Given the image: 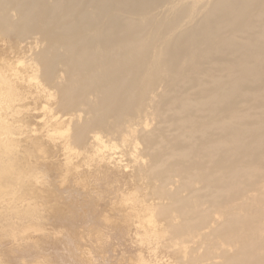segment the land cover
Returning <instances> with one entry per match:
<instances>
[{"label":"rangeland","instance_id":"1","mask_svg":"<svg viewBox=\"0 0 264 264\" xmlns=\"http://www.w3.org/2000/svg\"><path fill=\"white\" fill-rule=\"evenodd\" d=\"M111 2L110 15L117 7ZM212 2L183 0L170 11L158 0L145 15L153 22L142 32L131 30L152 42L143 66L152 73L143 95L136 86L125 104L123 93L115 94L113 102L125 112H112L103 127H94L107 144L102 152L88 128L83 140L73 139L76 127L97 120V112L73 115L75 109L55 102L61 86L73 93L70 85L88 82L94 70V60L85 68L69 62L70 44L62 37L76 41L77 30L49 22L44 39L36 29L39 18L12 12L2 22L3 53L20 68L31 60L36 65L25 72L23 87L12 83L13 108H3L13 126L9 143L20 139L17 128L31 136L19 141L0 178V264H264V75L247 83L235 78L232 86L224 76L237 68L215 49L195 70L187 60L166 67V42L184 37ZM187 3L195 5L192 12L166 32L165 24ZM54 9L60 17L59 6ZM145 20L124 13L116 37L126 22L145 26ZM87 44L88 53L99 51V44ZM44 83L54 96L43 95ZM220 85L227 94L213 97ZM86 95L97 103L107 97ZM53 112L64 121L51 123ZM118 114L134 132L125 142L113 130ZM251 141L258 142L253 153L243 149ZM149 214H155L152 223ZM170 225L178 233H162Z\"/></svg>","mask_w":264,"mask_h":264},{"label":"bare ground","instance_id":"2","mask_svg":"<svg viewBox=\"0 0 264 264\" xmlns=\"http://www.w3.org/2000/svg\"><path fill=\"white\" fill-rule=\"evenodd\" d=\"M111 1L0 0V27L2 26V22H5L8 19L9 14L15 12L16 14L18 13L20 19L29 20V18L33 17L37 20L39 18L42 22H39L40 24L35 26L44 39H47L45 36L49 33V29L47 28L49 22H52L54 28L62 27L61 29H70L71 27L74 31L77 30L80 37L76 41L72 40L70 36L62 37L63 43L70 44V49L68 51L69 62L72 61L77 63V67L85 68V65L87 66V63L90 62V60H94L96 61L94 62L95 65L92 67L94 70L86 76L85 79L88 82H83V79V81L76 83L74 81L73 84L70 85L73 86V90L75 91L73 93H68L66 85L61 86L59 88L60 98L55 102L63 109L64 107L67 108V106L70 107L71 110L72 108L75 109V111L72 112L73 115H79L83 110L93 114L94 112H97V115H95L97 120L95 119V121H93L92 116V118H87L82 124L76 127L73 139L74 141L83 140L84 130L89 133L87 130L88 128L91 130L89 140L99 143L97 146L99 148L103 146L105 149L107 144H104L101 134L98 129L94 130V127H103L104 123H107V115L112 114V112L117 113L120 110V114L125 112L112 100L116 93H123L125 104L128 103L127 99H132L133 91L136 86H138V91L141 95L145 93V84L143 83L150 78L152 71H149L148 69L145 70L143 66L146 63V54L150 52L152 42L149 39L146 40L148 36H145V34H143V36H140V34L135 35L131 30L136 29L138 32H142V30L147 27L153 19L152 15L149 17H145V15L149 13L151 14L152 5L155 4V6H157L159 4L157 3L158 0H115L117 11L115 10V12L110 15L108 12H111L114 4ZM160 1L162 3L165 2L171 11L176 4L183 0ZM56 6H59L60 13L62 14L60 17H56L53 13V9ZM181 6L182 8L176 13L177 15H174L173 19L165 24L164 29H166V32L177 28V22L180 19V16L187 15L185 13L189 11L188 14H190L195 5L187 3ZM33 12L35 13L32 14ZM124 13L141 15L144 17V20L146 19L145 26L126 22L124 24V34L120 33L122 36L117 38L118 26L120 25V19H122ZM79 40H86V42L89 43V46L99 44V51L88 53V44L86 42H84L85 44H82ZM59 41L60 40L54 41L49 43V45H54L59 43ZM135 46L140 47L137 52L134 50ZM211 49L222 51L224 55L221 57L227 65L229 67L235 66L237 68L234 71L228 72L224 76V79L229 81L232 86L235 84V78L242 80L243 83L260 80V76L264 75V0H213L208 10L204 12L202 20L198 21L190 30H188L184 37L176 35L170 41L166 42V67L172 63L173 66H175L178 61L187 60L195 64V70L196 65L199 64L202 59L207 57V53ZM136 55H138L137 58ZM64 56L65 55H63V57ZM60 57H62V55ZM60 57L58 56L57 58ZM0 58L1 178L5 166L12 160L10 158L11 152L17 151V145H19L20 140L31 136L29 133H24L22 129L17 128L15 133L20 139L16 137V139L13 140L14 146L11 145L9 143L11 139L6 133L7 131H12L11 129L13 126H8V120L4 115L3 108H13L9 105L13 100L10 98L9 94L12 83L20 81L18 82V85L14 86V88L23 87L21 81L25 77V72L29 69H33L36 64L34 63V60H31L32 62H29L24 68H20L7 57L6 53H3L2 49H0ZM138 82H141V84H138ZM125 83L127 84L125 85ZM223 88H225L223 85L222 87L220 85L217 88H213L214 93L212 96L222 97L226 95L228 89L226 88L224 90ZM40 90L43 95L47 97L54 96L46 83L42 85ZM86 94H96L99 97H107L101 99L97 103L90 100V97ZM114 105L115 107H113ZM212 105H214V103ZM212 105L211 107H214ZM184 106V103L180 104L181 108H184ZM120 114H118L113 120V126H117L113 130L118 132L120 139L125 142L126 136L132 133L133 129L130 122L125 121L121 123ZM49 119L51 123L56 124L63 122L65 116L53 112ZM108 123H110V121H108ZM63 142L64 143L60 145L61 147L66 145L68 139ZM34 143L38 142L36 141ZM257 145V141H251L250 143L247 142L243 149H248L250 153H253ZM99 150H101V148ZM234 150H238V145ZM100 152H102V150ZM19 186L21 187L22 183H20ZM162 210L163 208H160L159 211ZM138 215L142 218L144 217V214ZM154 215L155 214H149L146 217V222H154ZM179 229L180 228L178 227L176 228L170 225L165 230L163 229L162 233L165 234L166 232H169V234L174 235L178 233Z\"/></svg>","mask_w":264,"mask_h":264}]
</instances>
